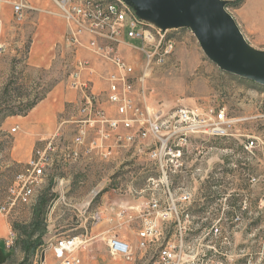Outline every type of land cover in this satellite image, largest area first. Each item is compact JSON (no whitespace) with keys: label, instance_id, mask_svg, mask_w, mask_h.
I'll return each instance as SVG.
<instances>
[{"label":"rangeland","instance_id":"374dc122","mask_svg":"<svg viewBox=\"0 0 264 264\" xmlns=\"http://www.w3.org/2000/svg\"><path fill=\"white\" fill-rule=\"evenodd\" d=\"M11 1L0 0V43L4 44L0 52V204L7 201L15 175L25 168L23 163L10 161L15 125L6 124L5 115L37 104L56 86L66 85L75 60L73 50L64 45L65 22L55 3L25 0L31 10L17 17ZM226 8L247 44L255 51H264V0H226ZM142 27L153 25L144 21ZM164 39L173 42V50L162 64L149 71L143 87L145 97L135 93L134 100H145L156 120L179 106L204 111L224 107L228 117L236 120L228 137H190L183 167L169 177L181 226L174 213L159 221L154 242L143 249V264H158V252L166 243H175L184 253L195 255V264H264V85L221 70L205 56L187 28L170 29ZM126 44L122 45V53L138 76L144 57L130 45L139 43L126 40ZM104 87L106 82L101 80L100 88ZM96 100L108 116H116L104 90ZM80 102L77 99L70 105L71 114H78ZM74 122L57 127L53 156L31 202L0 211V221L11 228L4 238V243L9 241L4 244L9 257L3 264H40V253L46 247L43 238L36 253L25 262L18 241L25 237L23 228L31 221L41 196L46 201V218L54 209L49 227L54 241L84 233L87 212L101 203L113 206L117 201L124 202L121 212L125 214L121 216L127 224L122 230L127 234L143 228L149 217L146 207L150 197L157 198L162 208L171 204L168 193L147 187L150 178L159 176L147 152L137 153L134 146H126L102 158L84 154L80 146L79 156L72 157ZM88 132L93 134V130ZM89 137L87 134L86 140ZM151 139L147 134L139 142L151 148ZM247 139L256 140L252 153L243 148ZM183 190L189 191L186 200L181 199Z\"/></svg>","mask_w":264,"mask_h":264},{"label":"built area","instance_id":"2783aa9c","mask_svg":"<svg viewBox=\"0 0 264 264\" xmlns=\"http://www.w3.org/2000/svg\"><path fill=\"white\" fill-rule=\"evenodd\" d=\"M60 10L65 22L64 44L73 51L86 48L103 64L112 69L103 72L106 82L104 90L106 100L114 105L116 116L110 117L105 110L97 106L98 93L92 87L89 75L93 72L91 61L75 58L68 74L66 85L79 92V113L74 123L76 133L72 138V157H78L79 147L86 155L111 157L116 148L134 146L135 152L146 153L155 161L159 176L150 178L147 187L152 191L161 190L170 195L171 204L161 207L157 198L150 197L147 202L149 217L138 232V247L144 249L150 240L157 236V223L169 219L173 213L178 226H181L174 199L171 197L170 175L183 167L184 153L188 150L190 137L194 134H206L214 137H228L233 130L234 118L228 117L224 107L215 109L188 108L179 106L162 119H153L152 113L144 101L137 103L135 93L145 97L144 83L154 65L162 64L172 52L174 44L166 38L167 31L153 27H142L141 19L124 0H51ZM12 11L22 17L31 7L25 0H12ZM1 25V15H0ZM126 40H137L133 46L144 57L141 74L135 76L133 65L122 55L119 46ZM4 44L0 43V52ZM135 77V82L133 79ZM135 83L140 85L136 87ZM15 130V127L12 128ZM93 130V134L88 132ZM122 130V131H121ZM55 134L46 139L42 146H36L27 161L24 170L18 172L10 185L9 197L0 204V211L7 212L16 203L28 204L40 183L45 166L49 165L55 150ZM87 134L89 139L86 140ZM151 136L153 147L142 145L139 140ZM257 147L256 140L247 139L243 148L252 153ZM187 149V150H186ZM254 180V178H252ZM182 200L189 198V191L183 190ZM180 228V227H179ZM216 232L217 228L214 229ZM9 243L8 240L5 242ZM87 243L85 235L59 237L47 243L56 264H77L75 252ZM111 255L129 257L132 254L128 242L116 235L106 240ZM178 246V245H177ZM175 243H166L158 252V264H195V255H188L178 249Z\"/></svg>","mask_w":264,"mask_h":264},{"label":"crops","instance_id":"0c3cea01","mask_svg":"<svg viewBox=\"0 0 264 264\" xmlns=\"http://www.w3.org/2000/svg\"><path fill=\"white\" fill-rule=\"evenodd\" d=\"M44 4L55 10L50 3L45 2ZM0 8H3V5L0 4ZM143 23L144 21L141 26H143ZM122 45L129 44L123 43ZM122 45L118 47L121 53ZM73 53L75 58L82 57L91 61L93 72L89 77L92 81L93 89L100 95L101 91L106 89V87H104V89L100 88L101 80L105 81L103 79V72L106 69H112L111 65L101 63L98 58L86 48H79L73 51ZM122 55L126 58L123 53ZM77 99L79 100V92L76 89L69 88L67 85L56 86L48 93L44 100L38 102L26 115L7 117L5 123H12V125H15L12 126V128L15 127V130L12 133V135H14V142L12 143L10 151L11 163H23L25 166L34 148L36 146H42L46 139L52 137L60 124L68 127L67 123L75 121L77 118L79 119V117H81L79 115L80 113L78 112L77 115L74 113L71 114L69 109L70 105L75 103ZM74 118L76 119L74 120ZM20 147L22 148L20 149ZM123 203L124 202L120 203V201H117L113 203V206L108 202L101 203L96 205L92 212H87L85 216V221L88 222L87 226L85 227L84 233L78 234L85 235L87 237V243L74 254L76 255L75 257L79 259V263L77 264H143L146 258L143 249L138 247V242L140 240L137 233L138 230L133 229L132 234H127L122 230L126 228L125 225L127 224V221H125L126 218L121 216V214H125L123 211L121 212V208L124 205ZM53 210L54 209L50 210L46 218L48 224L46 225L44 237L42 236L44 243H46V247L44 251H42L44 252V260L40 261V264H56L58 262L52 250L47 247V243L54 241L51 236V231L49 230L50 223L53 219ZM117 226L121 228H117ZM10 229V226L6 222L0 221V243L3 245L0 247V252L2 254H6L4 238L7 234L11 233ZM114 235L129 243L132 250L131 256L124 257L121 255H111L109 253L106 240ZM153 242L154 239L149 241V243Z\"/></svg>","mask_w":264,"mask_h":264},{"label":"water","instance_id":"95a60500","mask_svg":"<svg viewBox=\"0 0 264 264\" xmlns=\"http://www.w3.org/2000/svg\"><path fill=\"white\" fill-rule=\"evenodd\" d=\"M143 21L167 31L187 28L221 70L264 85V51L250 47L226 0H124ZM41 261L44 252L40 253Z\"/></svg>","mask_w":264,"mask_h":264},{"label":"trees","instance_id":"16d2710c","mask_svg":"<svg viewBox=\"0 0 264 264\" xmlns=\"http://www.w3.org/2000/svg\"><path fill=\"white\" fill-rule=\"evenodd\" d=\"M35 102L26 105L25 109L22 111H12L7 113L5 116H15V115H26L34 106ZM45 218H46V201L43 196L39 197L34 205L32 219L25 225L23 232L25 237L20 239L18 242L20 244L21 250L24 253V262L34 255L38 250V247L42 244V236L45 231ZM9 257V254H2L0 252V263L4 262Z\"/></svg>","mask_w":264,"mask_h":264},{"label":"bare ground","instance_id":"6f19581e","mask_svg":"<svg viewBox=\"0 0 264 264\" xmlns=\"http://www.w3.org/2000/svg\"><path fill=\"white\" fill-rule=\"evenodd\" d=\"M141 24H142V21H141Z\"/></svg>","mask_w":264,"mask_h":264}]
</instances>
